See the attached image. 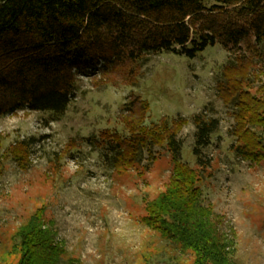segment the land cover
<instances>
[{"label": "rangeland", "instance_id": "rangeland-1", "mask_svg": "<svg viewBox=\"0 0 264 264\" xmlns=\"http://www.w3.org/2000/svg\"><path fill=\"white\" fill-rule=\"evenodd\" d=\"M108 69L99 60L76 72L75 96L62 113L21 109L0 116V264L17 263L16 233L38 209L65 248L61 264L194 263L191 249L144 221L148 202L173 175L167 146H151L140 162L115 170L111 144L101 138L105 130L123 132L124 107L137 96L149 106L148 124L165 116L180 121L182 161L199 171L203 202L223 221L233 262L264 264V158L236 151L254 143L250 135L251 141H240L239 91L264 109V43L250 39L230 50L217 43L194 58L144 54L116 67L113 78L120 83L114 85L105 78ZM228 77L237 79L232 93ZM197 114L219 120L202 149L203 160L211 161L203 171L193 154ZM32 136L45 140L20 152L22 140Z\"/></svg>", "mask_w": 264, "mask_h": 264}, {"label": "trees", "instance_id": "trees-1", "mask_svg": "<svg viewBox=\"0 0 264 264\" xmlns=\"http://www.w3.org/2000/svg\"><path fill=\"white\" fill-rule=\"evenodd\" d=\"M250 39L264 43V0H0V116L21 109L64 112L75 96L76 72L99 60L110 66L105 78L114 85L120 83L113 78L116 67L139 61L144 54L165 51L194 58L209 45L220 43L230 50ZM232 79L225 81L231 93L235 90L230 85L237 81ZM241 92L236 102L240 141H251L250 135L254 143L240 144L236 151L261 160L264 109L258 110L254 99L246 101ZM148 108L134 97L124 107L123 132L103 131L101 138L111 144L110 164L125 169L140 162L145 149L166 145L175 164L173 175L167 188L148 202L144 221L191 249L193 264H235L223 221L203 202L199 171L182 161L180 121L165 116L148 124ZM193 122V154L203 171L211 161L203 160L202 149L210 144L219 120L197 114ZM43 138L23 139L20 144L26 150L20 152L40 145ZM15 238L21 251L16 264H61L66 252L42 209Z\"/></svg>", "mask_w": 264, "mask_h": 264}]
</instances>
